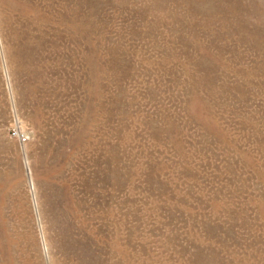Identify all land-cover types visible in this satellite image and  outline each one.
<instances>
[{"label": "rangeland", "instance_id": "obj_1", "mask_svg": "<svg viewBox=\"0 0 264 264\" xmlns=\"http://www.w3.org/2000/svg\"><path fill=\"white\" fill-rule=\"evenodd\" d=\"M0 264H264V0H0Z\"/></svg>", "mask_w": 264, "mask_h": 264}, {"label": "built area", "instance_id": "obj_2", "mask_svg": "<svg viewBox=\"0 0 264 264\" xmlns=\"http://www.w3.org/2000/svg\"><path fill=\"white\" fill-rule=\"evenodd\" d=\"M11 137L17 139L20 143H26L28 141V135L18 128V126H13L11 129Z\"/></svg>", "mask_w": 264, "mask_h": 264}]
</instances>
